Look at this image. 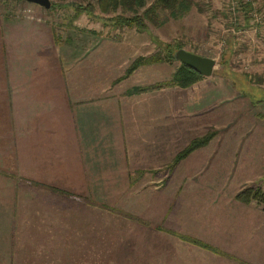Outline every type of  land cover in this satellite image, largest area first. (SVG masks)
Here are the masks:
<instances>
[{
    "label": "crops",
    "instance_id": "1",
    "mask_svg": "<svg viewBox=\"0 0 264 264\" xmlns=\"http://www.w3.org/2000/svg\"><path fill=\"white\" fill-rule=\"evenodd\" d=\"M52 36L27 19L0 21L4 263L94 257L103 234L106 242H120L115 256L142 258L151 255L140 248L152 249L153 264H264V206L235 198L245 171L239 146L249 139L213 137L168 168L209 127V76L186 88L133 91L167 81L176 68L168 79L145 82L151 71L139 73L144 64L119 80L121 59L104 50L99 57L77 53L66 68ZM255 141L262 144L249 140ZM214 144L238 149L211 150ZM162 168L170 176L163 187ZM147 184H154L152 194Z\"/></svg>",
    "mask_w": 264,
    "mask_h": 264
},
{
    "label": "rangeland",
    "instance_id": "2",
    "mask_svg": "<svg viewBox=\"0 0 264 264\" xmlns=\"http://www.w3.org/2000/svg\"><path fill=\"white\" fill-rule=\"evenodd\" d=\"M90 1L93 8L71 20L75 13V6L80 4L84 7L86 6L85 1L50 0V7L44 8L25 0H0V21L2 18L27 19L36 27L50 30L56 42L60 43L57 52L61 50L66 56L61 55L62 59L68 62L66 68L71 67L70 63L76 58L77 53L83 55V53L93 51L99 57L104 50L106 54L112 53L111 56L114 58L120 57L119 72L123 76L127 67L137 57L148 56L156 52L164 56L168 50L174 53L178 49H176L177 45L194 53L214 58L216 64L209 79L206 78L205 86L212 88V91L222 90L218 93L209 91V112L206 116L209 127L206 133L198 137L214 132L212 138L228 136L242 137L244 140L262 138V144L255 141L256 144L251 145L248 140L246 141L248 144H242L239 147L243 151L241 159L242 167L245 169L244 177H247H240V181H243L242 189L248 186L263 187L264 0H233L235 2L233 9L232 0H196V5L182 18L173 19L168 11H160L153 20L147 19L145 27L140 30L135 27L115 25L114 17L119 11L104 13L98 9L95 1ZM240 1L252 5L248 13L249 21H246V24L242 12L238 9ZM87 26H92L95 31L91 33ZM83 42L86 44L84 45ZM179 64V61L175 59L161 61L145 64L139 67L138 71L139 73L151 71V73H146L145 82H150V79H159V76L161 79H168ZM140 79L144 81L139 76ZM208 143L204 146H209ZM218 147L238 149L234 146L216 144L209 148L212 150ZM227 149L220 150V152L227 153ZM250 149L252 152L249 151ZM161 170L159 178L162 184L160 186L163 187L170 176L165 175L163 168ZM152 178L157 180V176H152ZM175 179L180 181L185 177H175ZM211 180L213 182L216 178H211ZM152 186L147 184L146 192L152 194ZM182 196L183 194H179L177 197L181 199ZM252 202L264 206V202L255 200ZM104 236L98 234L94 257H59L55 264L154 263L152 249L140 248L142 254L146 251L145 253L148 252L151 255L142 258L140 255L115 256L119 252L116 245L120 242H114L115 239L106 242L102 238ZM135 247L126 249V252L131 251L129 253L131 255L134 251L133 254H135ZM52 260L53 258L49 259L50 264ZM0 264H6L2 256H0Z\"/></svg>",
    "mask_w": 264,
    "mask_h": 264
},
{
    "label": "trees",
    "instance_id": "3",
    "mask_svg": "<svg viewBox=\"0 0 264 264\" xmlns=\"http://www.w3.org/2000/svg\"><path fill=\"white\" fill-rule=\"evenodd\" d=\"M21 1V0H16ZM86 2V6L76 5L74 10L75 13L71 20H74L83 12L90 11L93 8L92 2L90 0H82ZM95 1L98 9L104 13L119 11L114 17V24L119 26L126 27H135L140 30L145 27V21L153 20V18L157 17V14L160 11H168L169 16L173 19L182 18L185 14L191 11V9L196 5V0H92ZM238 9L242 12L243 19L248 22L249 21V11L252 9L251 3L241 2L239 3ZM54 33V32H53ZM55 35V33H54ZM55 38V37H54ZM177 48H181L180 45L176 46ZM173 59V53L168 50L164 56H162L159 52L150 54L148 56H140L134 59L129 67L125 70L123 76L119 78V80L127 77L130 73H132L137 67L144 64H151L161 61H171ZM179 66L170 78L169 81L161 82L155 84L154 86H146L134 88L133 91H142L151 87H159L162 85H171V86H179L182 88H186L194 84L195 82L204 78L203 75L199 74L192 68L187 65L179 62ZM213 133H209L202 137L193 138L185 147L179 150L170 165L169 169L174 168L181 160L186 158L191 152L196 149H199L206 145L208 141L213 136ZM235 198L241 202L249 203L252 201L264 202V186L252 188L251 186L245 187L241 191H239ZM179 237L185 241L191 242L203 248H211L210 246L204 244L203 242L194 239L189 236L179 234Z\"/></svg>",
    "mask_w": 264,
    "mask_h": 264
},
{
    "label": "water",
    "instance_id": "4",
    "mask_svg": "<svg viewBox=\"0 0 264 264\" xmlns=\"http://www.w3.org/2000/svg\"><path fill=\"white\" fill-rule=\"evenodd\" d=\"M27 2L37 4L44 8H49L51 5L50 0H25ZM173 58L188 67L192 68L203 76H209L212 74L214 66L216 64L215 59L212 57L200 55L184 48H178L173 53Z\"/></svg>",
    "mask_w": 264,
    "mask_h": 264
},
{
    "label": "built area",
    "instance_id": "5",
    "mask_svg": "<svg viewBox=\"0 0 264 264\" xmlns=\"http://www.w3.org/2000/svg\"><path fill=\"white\" fill-rule=\"evenodd\" d=\"M232 1H233V0H232ZM231 4H232V9H233V8H234V4H235V2L233 1ZM28 11H29V10H28Z\"/></svg>",
    "mask_w": 264,
    "mask_h": 264
}]
</instances>
